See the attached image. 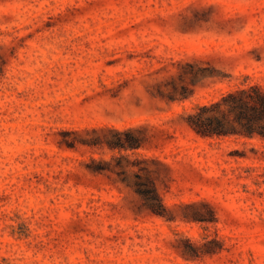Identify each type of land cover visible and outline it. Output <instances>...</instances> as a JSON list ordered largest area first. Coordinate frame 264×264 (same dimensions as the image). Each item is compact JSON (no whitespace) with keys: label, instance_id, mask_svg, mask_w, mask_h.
Instances as JSON below:
<instances>
[{"label":"rangeland","instance_id":"obj_1","mask_svg":"<svg viewBox=\"0 0 264 264\" xmlns=\"http://www.w3.org/2000/svg\"><path fill=\"white\" fill-rule=\"evenodd\" d=\"M194 7L212 19L179 15ZM0 18H14L0 24V264H264V138L205 137L177 119L154 149L121 151L122 187L90 169L120 154L116 128L264 87V0H0ZM222 50L238 56L230 80L150 73ZM172 83L188 97L169 102Z\"/></svg>","mask_w":264,"mask_h":264},{"label":"trees","instance_id":"obj_2","mask_svg":"<svg viewBox=\"0 0 264 264\" xmlns=\"http://www.w3.org/2000/svg\"><path fill=\"white\" fill-rule=\"evenodd\" d=\"M169 15L172 17L171 14ZM179 15L183 16V18H190L191 21L189 23L198 25H203L205 21L212 19L207 18V20H204L195 7L189 11L179 12ZM12 21H14V18H0V24L4 22L11 23ZM166 23V27H168L170 21ZM186 24L188 23L184 24L181 22L179 26L185 29ZM220 26L226 28L227 24ZM169 27L167 29H171V25ZM228 27L232 28L230 25ZM16 29H19V27ZM16 46L17 44H13L12 48L15 49ZM5 49L6 47L1 45L0 54H4ZM218 52L219 50L216 51V53ZM228 52L227 50H222L220 55L217 56H188L186 53L173 54L171 57L164 58L160 62L157 61L154 64V70L150 73L158 76L160 81L164 83L168 82V75L173 78L176 74L179 75L185 72L186 68L194 72V75L197 72H209L210 76L215 75L219 80H230L234 74L231 69L235 68L239 63L238 56ZM140 57H143V53L140 54ZM191 83L190 85H193L194 80ZM187 87V85H182L180 92H178L177 85L172 83V87L167 94L169 102L173 103L175 100L186 99L188 97L185 92ZM179 93H181V96H176ZM177 119L185 121L190 129L205 137L239 135L249 138L255 136L264 138V87L257 84L250 86L237 85L228 89V91L222 92L216 99L198 104L195 108L193 107L188 111L178 113L177 116L167 117L166 121H169V124L166 125L154 127L152 125L141 124L116 128L112 136L107 139V143L111 149L117 148L120 154L114 155L109 161L99 159V164L90 166V169L111 174L112 179H114L113 183L122 187L121 183H123V179L121 173H123V170L118 169L122 165L121 151L141 147L154 149L157 146L155 130L156 132H162L166 131L168 127H175ZM145 158L147 159V157H144V161H146ZM91 160H94V158H91ZM139 161L128 160V164L138 165ZM140 168L147 170L145 166H141ZM136 177V189L144 195L145 202L151 213L162 214L163 203L152 186L154 183L152 178L139 174H136ZM154 200H157V202H153Z\"/></svg>","mask_w":264,"mask_h":264}]
</instances>
